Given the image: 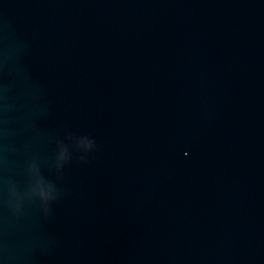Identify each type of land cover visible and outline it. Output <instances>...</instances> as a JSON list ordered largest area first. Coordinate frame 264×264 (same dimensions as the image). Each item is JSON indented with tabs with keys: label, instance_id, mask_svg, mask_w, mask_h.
<instances>
[{
	"label": "water",
	"instance_id": "95a60500",
	"mask_svg": "<svg viewBox=\"0 0 264 264\" xmlns=\"http://www.w3.org/2000/svg\"><path fill=\"white\" fill-rule=\"evenodd\" d=\"M0 264H264V0H0Z\"/></svg>",
	"mask_w": 264,
	"mask_h": 264
}]
</instances>
